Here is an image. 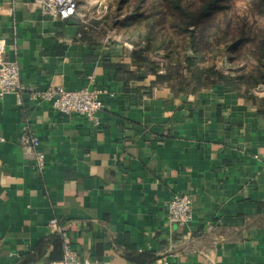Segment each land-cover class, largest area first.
Listing matches in <instances>:
<instances>
[{"label": "crops", "instance_id": "0c3cea01", "mask_svg": "<svg viewBox=\"0 0 264 264\" xmlns=\"http://www.w3.org/2000/svg\"><path fill=\"white\" fill-rule=\"evenodd\" d=\"M112 31L0 0L3 56L27 86L107 90L98 126L30 92L0 95V264L60 261V238L42 245L52 217L76 222L73 246L96 264H264V89L154 83ZM24 134L40 139L43 171ZM174 193L192 200L180 226L166 218Z\"/></svg>", "mask_w": 264, "mask_h": 264}, {"label": "rangeland", "instance_id": "374dc122", "mask_svg": "<svg viewBox=\"0 0 264 264\" xmlns=\"http://www.w3.org/2000/svg\"><path fill=\"white\" fill-rule=\"evenodd\" d=\"M187 2L194 7L201 0H78L77 12L88 26L97 22L113 29L112 40L143 50L151 68L158 63L159 73H174L173 82L178 75L188 76L192 67L187 60H193L211 83L220 81L213 72H221L233 88L264 89V65L255 55L264 37V3L217 0L222 7L213 11L201 33L179 17L178 7Z\"/></svg>", "mask_w": 264, "mask_h": 264}, {"label": "built area", "instance_id": "2783aa9c", "mask_svg": "<svg viewBox=\"0 0 264 264\" xmlns=\"http://www.w3.org/2000/svg\"><path fill=\"white\" fill-rule=\"evenodd\" d=\"M35 2L41 7L43 13L61 20L72 18L78 6V0H35ZM3 52V45L0 44V95L6 93L21 95L24 92H30L36 103H47L56 112L63 114H82L92 126L100 124V113L105 106L101 95L107 90L88 87L71 90L61 85H50L43 89L31 88L22 79L18 64L5 59ZM0 140L3 141L5 138L0 136ZM20 147L25 156L34 159L38 170L43 171L45 153L41 149L40 139L32 134H24L21 137ZM166 210V218L170 225H184L191 219L192 200L188 194L174 193L166 203ZM47 225L62 241V258L51 264H96L88 258L81 259L73 246L69 231L76 228L75 221L64 222L57 217H52ZM168 261L167 256H162L156 264H167Z\"/></svg>", "mask_w": 264, "mask_h": 264}, {"label": "trees", "instance_id": "16d2710c", "mask_svg": "<svg viewBox=\"0 0 264 264\" xmlns=\"http://www.w3.org/2000/svg\"><path fill=\"white\" fill-rule=\"evenodd\" d=\"M264 0H259V4H263ZM192 2H187V4L184 6H179L178 11L180 14V19L183 21L185 25L193 26V27H199L200 32L202 33L203 29L207 25V21L211 19L213 11L220 9L222 5L220 2H217V0H201L199 4H197L194 7H191ZM178 6V5H177ZM264 35V34H263ZM258 49L255 52V55L257 57V60L261 63V65H264V37L262 40H260L259 44L257 45ZM132 60L133 62L139 63L143 66L145 73H151L156 76V80L154 83H164L167 82L172 88H175L178 91L186 92V93H194L198 89L202 87H206L211 84L209 80H206L204 78V75L206 74V71L203 69H199L194 65L193 60H187L188 64L192 69L189 71V74L186 78H183L182 76L178 75V78L175 82H169V77L174 74L173 72H164L159 73L157 71L159 64H155L152 68L148 65V60L145 57L143 50L136 49L132 50ZM220 81L225 83L226 85H230L231 81L230 78L227 77L225 74L221 72H213ZM231 80L236 79L237 77L232 76ZM233 88V87H232ZM59 236L56 233H51L48 235V238L44 241H42V245H44L47 242L54 241L58 239ZM138 255V254H137ZM134 261H137L139 263H147V262H155L157 257H155L151 253H139L138 257H132L131 258Z\"/></svg>", "mask_w": 264, "mask_h": 264}]
</instances>
